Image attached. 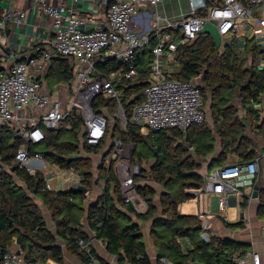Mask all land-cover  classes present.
I'll use <instances>...</instances> for the list:
<instances>
[{"label": "trees", "instance_id": "obj_1", "mask_svg": "<svg viewBox=\"0 0 264 264\" xmlns=\"http://www.w3.org/2000/svg\"><path fill=\"white\" fill-rule=\"evenodd\" d=\"M6 15H2L0 6V20ZM165 31L173 32V39L178 37V30L169 28ZM154 43L155 32H152L149 46ZM149 46L135 55L138 76L122 81L118 86L124 90L122 106L127 118L145 97L153 58ZM263 58L264 47L255 40H248L242 51L237 37H229L222 53L207 33H199L194 40L180 44L176 51L179 70L174 76L180 80L197 79L200 82L203 108L205 112L206 107L209 108L211 119L209 121L206 116L204 122L192 124L186 132L171 127L144 133L131 122L125 130L115 115L116 123L112 125L109 122L106 137L91 146L85 141L83 118L77 113L62 120L56 129L39 123L45 138L40 143H29L30 152L41 153L50 164L77 174L86 192L76 187L47 189L42 173L31 174L16 160V153L25 140L16 137L15 129L0 125L1 256L17 244L19 251L36 264L49 258L63 262V249L57 244L60 238L72 253L90 263L89 255L79 244L81 239L87 241L89 238L85 230L86 218L97 236L108 242L110 252L123 251L133 264H151L141 225L132 218V213L142 221H151V235L160 258H168L175 264H189L192 259L202 264H239L235 252L242 247L240 242L212 233H209V242L205 241L201 237V229L195 228L201 223L199 216L182 214L179 206L194 196L189 190L203 186L205 175L201 171L205 164L209 163L212 169L222 166L233 154L238 155L239 162H249L260 156V148L264 149L258 139L259 136L264 138V118L261 117V109L255 106L264 95V68L258 67ZM50 61L47 82L52 85L71 84L75 76L73 60L67 56H54ZM95 69L96 77H106L113 72L127 70L128 64L116 57L105 58L96 61ZM92 107L96 112L105 107L111 114H116L117 102L98 95ZM108 136L113 144L104 153L96 178L93 158L82 154V150L90 154L100 153ZM116 139L136 146L132 158L140 163V172L134 175L133 183L148 204L145 213L124 201L114 161L105 165L107 157L115 149ZM217 142L220 143V151H216ZM145 163L149 164L148 168ZM101 179L104 182L103 193L86 207L89 192ZM150 182L163 188L159 195L161 217L157 216L155 204L158 190ZM258 183L257 211L264 217L263 176ZM34 196L40 198L51 212L57 235L47 227ZM182 238L190 240L186 248L180 242Z\"/></svg>", "mask_w": 264, "mask_h": 264}, {"label": "built area", "instance_id": "obj_2", "mask_svg": "<svg viewBox=\"0 0 264 264\" xmlns=\"http://www.w3.org/2000/svg\"><path fill=\"white\" fill-rule=\"evenodd\" d=\"M77 3L88 0H74ZM106 16L101 18L95 10L79 12L74 6L53 5L50 0H32L43 13L52 18L53 36L48 48L36 46L37 55L16 61L0 78V125L8 126L21 134L25 145L16 153V160L29 173H42L46 187L55 189L49 182L67 169L57 165L51 170L50 163L41 153H31L29 143H40L45 138L42 123L46 128L56 129L69 115L77 113L83 118V135L87 144L95 146L105 137L111 120L110 112L101 108L96 112L92 107L94 98L103 95L117 102L116 114L127 130L128 122L141 128L143 132L159 131L176 127L186 132L194 123L206 119L204 99L197 79L175 78L176 51L180 44L194 40L207 22L215 23L221 35L224 51L229 37L255 40L264 47V0H187V14L179 20H169L158 6L164 0H104ZM26 11H10L5 21H22ZM178 30L173 39V32ZM155 32V43L149 83L145 97L136 104L130 118H127L122 99L124 90L119 83L138 76L135 55L150 45V35ZM0 41L3 37L0 35ZM150 47V46H149ZM54 56L70 57L75 64L77 79L74 93L62 105L54 95L43 91L38 78L47 63ZM116 57L126 61L128 69L113 72L106 77H96L97 60ZM264 68V58L258 65ZM262 98V97H261ZM261 109V102L255 104ZM32 107L41 112L30 116ZM123 150L120 140H115L114 156ZM69 172V170H68ZM140 172L137 161L135 169L119 164L121 193L126 203H131L140 212V205L148 209L147 202L139 195L133 177ZM264 170L257 160L225 164L213 169L207 176L202 189L207 194L220 196V207L230 203L232 195L243 194L246 189L253 191ZM62 178V177H61ZM62 190V189H59ZM201 236L209 242L210 224L206 216H201ZM81 249L90 257V264H101L96 258L88 240L79 241ZM243 264H264L258 252H248L238 259ZM3 264H36L24 253L14 249L2 255Z\"/></svg>", "mask_w": 264, "mask_h": 264}, {"label": "crops", "instance_id": "obj_3", "mask_svg": "<svg viewBox=\"0 0 264 264\" xmlns=\"http://www.w3.org/2000/svg\"><path fill=\"white\" fill-rule=\"evenodd\" d=\"M50 2L53 5H72L79 12H83L84 10H95L99 17L105 18L106 16L107 5L104 0H88L81 1L79 3L74 0H50ZM0 6L2 8V15H5L10 11H26V16L20 22L17 20H0V35L3 37V41H0L1 78V76L5 74L16 61L36 56L38 54L35 49L37 45H40L44 49L48 48L49 40L53 36V21L51 17H49L47 14L43 13L38 7H36L32 3V0H0ZM237 43L240 50L244 51L245 46L247 44V40L240 37L237 38ZM50 62L51 61L47 63L44 70L39 74L38 78L42 83L43 91L54 95L55 98H58V100L62 101V105H64L70 95L74 93L77 84V79L74 76V79L71 84L65 82L53 85L50 84L46 80L47 72L51 64ZM175 68V71L179 70L178 62L175 63ZM66 97L67 100L65 101ZM40 112V110L33 107L28 110L30 116H35ZM261 117L264 118V116L262 115ZM258 139L262 142V146L264 147V138L259 136ZM24 145L25 143L21 147H23ZM216 151H220L219 142H217ZM82 154L92 156V154L86 153L85 150H82ZM254 160H257L260 169L264 170V152H260V156H258ZM239 161L240 160L238 155L233 154L230 160L225 164L236 163ZM5 168L9 170V167L6 166ZM213 169L210 168L209 163L203 166L201 172L203 175H205V180L208 174ZM66 172H68V170ZM68 173H72L73 175H75V177H77V179H73L68 181V183H65L64 179L61 178L62 180L57 184L55 189L67 190L70 189L73 184H80V177L77 174H75L71 170H69ZM150 183L158 190V196L155 199V204L158 208L157 216L161 217L162 209L159 195L163 188L153 182ZM103 187L104 182L103 184H101L100 182L98 184L94 183L92 190L89 192V196L86 201V207H88L89 204L95 201L103 193ZM25 188L27 187L25 186ZM189 192L192 193L194 196L190 200H187L180 204L179 210L182 214H194L198 215L199 218L201 216H206L210 224L209 233L220 236H227L240 242L242 244V247L235 252L237 260L245 257L248 252L255 251L261 255L262 260L264 261V217L259 216L257 211L259 206V200L257 198L252 197L250 189H246L243 194L232 195L229 205L224 209L220 207V196L217 195L219 201V211L218 209L212 208L211 197L216 194H207L203 191L202 187L198 189H191L189 190ZM34 199L36 200L44 214L47 227L53 232V234L57 235V227L52 219L51 212L40 198L34 196ZM246 199L248 200L247 204L245 203ZM140 209V212L142 213H145L147 211V208L143 204L140 205ZM225 211H228L227 214L222 215V212ZM230 214L232 215L230 216ZM130 215L135 221H137L141 225L142 238L145 241L146 251L150 257L151 264H175L168 258L159 257L158 248L151 235V221H142L137 218L134 214L131 213ZM84 223L85 230L87 232V235L89 236L88 242L93 250L94 255L102 264H133L127 257H125L123 251H121L120 253L110 252L108 249V242L103 238L97 236V233L92 230L87 224L86 218L84 219ZM180 242L183 248H186V246L190 245L189 239L182 238L180 239ZM57 244L60 245L63 249V262H58L52 258H49L48 260H46V262L40 264H90L89 262L84 261L78 255L72 253L68 249L64 240L58 238ZM10 249L19 251L20 247L19 245L15 244ZM189 264L202 263L195 259H192ZM243 264L252 263L246 262Z\"/></svg>", "mask_w": 264, "mask_h": 264}, {"label": "rangeland", "instance_id": "obj_4", "mask_svg": "<svg viewBox=\"0 0 264 264\" xmlns=\"http://www.w3.org/2000/svg\"><path fill=\"white\" fill-rule=\"evenodd\" d=\"M164 3V4H163ZM162 4L158 6V10L169 20H179L182 17H184L187 14V0H164ZM67 100V97L65 101ZM261 102V115L264 116V96L260 99ZM34 108V107H33ZM111 120L110 123L114 125L116 123V119L118 116L115 117L117 114H111ZM206 116L209 121L210 119V111L209 108L206 107ZM122 123V122H121ZM113 144V140L111 139L110 136L106 138V144L104 148L101 149L100 153L92 154L93 158V163H94V173L96 175V178L98 177L97 169L99 164H101V161L103 160V155L104 153L111 148V145ZM123 144V150L114 156V151L113 153L107 157L105 165L109 164L111 160L114 161V171L115 174L117 175L118 180L120 181L121 179L119 178V164H125L129 166L131 169H135L136 162L132 158V154L136 148L134 144L131 143H122ZM115 150V149H114ZM260 152H264V149H260ZM145 167H149L148 163L144 164ZM51 170L56 169V165H50ZM61 177L64 179L65 183H68L70 180H75L77 177L73 175L72 173L68 172H62V174H59L57 177L52 178L50 180L51 184L54 186V188L57 186V184L62 180ZM100 183L103 184V179L100 180ZM241 198V196H240ZM212 201V208L213 209H218L219 211V201L217 195H213L211 197ZM228 210V209H226ZM228 211L222 212V215H226ZM232 214H230L231 216Z\"/></svg>", "mask_w": 264, "mask_h": 264}, {"label": "water", "instance_id": "obj_5", "mask_svg": "<svg viewBox=\"0 0 264 264\" xmlns=\"http://www.w3.org/2000/svg\"><path fill=\"white\" fill-rule=\"evenodd\" d=\"M200 33H207L209 34L212 39L214 40V42L216 43V46L219 48L220 45H221V35L218 31V27L216 26L215 23H212V22H207L205 24V26L201 29ZM149 50H151V47H149ZM122 60V59H120ZM100 78V77H99ZM130 86V85H129ZM17 138H21V134H17L16 135ZM78 188V189H83L85 192L87 191L86 188L82 187L81 184H73L71 186V188ZM259 196V183L257 182L254 187H253V192H252V197L253 198H258ZM196 229H201L202 228V223H199L196 227ZM0 264H2V256H1V253H0Z\"/></svg>", "mask_w": 264, "mask_h": 264}]
</instances>
